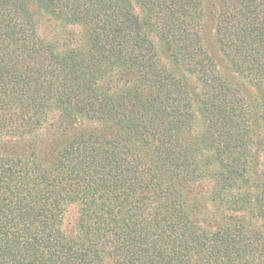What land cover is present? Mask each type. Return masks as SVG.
Returning <instances> with one entry per match:
<instances>
[{"label": "trees", "instance_id": "1", "mask_svg": "<svg viewBox=\"0 0 264 264\" xmlns=\"http://www.w3.org/2000/svg\"><path fill=\"white\" fill-rule=\"evenodd\" d=\"M212 3L0 0V264H264V0Z\"/></svg>", "mask_w": 264, "mask_h": 264}, {"label": "rangeland", "instance_id": "2", "mask_svg": "<svg viewBox=\"0 0 264 264\" xmlns=\"http://www.w3.org/2000/svg\"><path fill=\"white\" fill-rule=\"evenodd\" d=\"M213 7L214 0H207V5ZM206 15H208V7H206ZM208 19V17H207ZM211 23V22H210ZM211 25L208 22L205 25L203 30V36H205L206 40L208 41V37L211 36ZM78 207L75 204L69 205L65 212L64 220H63V229L65 230L68 236H74L77 231V218H78Z\"/></svg>", "mask_w": 264, "mask_h": 264}]
</instances>
